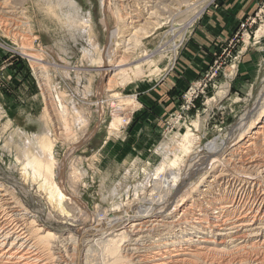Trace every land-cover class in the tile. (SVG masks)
I'll list each match as a JSON object with an SVG mask.
<instances>
[{
	"label": "rangeland",
	"instance_id": "1",
	"mask_svg": "<svg viewBox=\"0 0 264 264\" xmlns=\"http://www.w3.org/2000/svg\"><path fill=\"white\" fill-rule=\"evenodd\" d=\"M15 1L11 5L23 4L26 39L31 38L44 56L51 85L58 84L69 108L70 128L63 138L54 119L46 123L47 99L52 98L47 95L53 88L41 84L33 62L22 54L21 40L0 26V177L18 188L40 218L52 215L47 223L58 234L68 225L81 229L96 219V213L118 205L127 209V196L149 193L158 167L181 153V134L190 129L196 133L201 138L197 151L202 153L210 140L237 139L245 114L257 117L253 107L264 89V0H246L242 8L243 0H179L180 9L165 12L167 18H160L150 34L125 46L130 36L119 37L111 61L124 65L106 75L101 65L108 62L110 30L124 24L118 0ZM161 1L167 10L166 4L178 6L176 0ZM221 9L223 18L236 17L230 26L226 23L230 28L221 26L218 31L224 30V38L213 39L211 33L212 39L199 38V30L205 31L203 17ZM178 39L183 44L173 52L170 48ZM156 68L159 75L140 78ZM110 78L120 96L131 100L123 107L122 125L111 131L112 112L118 107L107 100ZM44 129L54 141L59 163L55 179L67 196L82 202L83 211L52 200L41 181L23 176L22 151L29 139L38 147L35 138ZM86 209L89 218L83 213ZM65 213L67 225L60 221ZM103 263L107 261L98 253L90 262Z\"/></svg>",
	"mask_w": 264,
	"mask_h": 264
},
{
	"label": "bare ground",
	"instance_id": "2",
	"mask_svg": "<svg viewBox=\"0 0 264 264\" xmlns=\"http://www.w3.org/2000/svg\"><path fill=\"white\" fill-rule=\"evenodd\" d=\"M11 1L0 0V26L21 40L22 54L33 62L41 84L49 86L52 80L44 56L30 37L26 39L28 23L23 20V4L17 7ZM118 1L124 24L110 30L108 62L101 65L105 75L119 72L124 65L121 60L111 61L112 46L118 45L122 34L130 36L124 46L133 38L150 34L160 18H167L164 13L180 9L181 3L176 0L175 7L166 4L167 10L161 0ZM170 50L175 52L174 45ZM156 75L157 68L139 77L151 79ZM112 81L107 82L111 92L106 94L107 100L118 108L112 112L110 131L120 128L123 107L131 102L110 85ZM51 87L46 123L53 124L54 119L59 136L65 138L70 111L58 84ZM253 109L257 117L253 112L245 114L237 139L210 140L202 153L197 151L201 138L196 133L190 129L181 134V153L158 167L149 193L127 196V209L118 205L109 212L96 213V219L81 229L68 225L61 234L53 231L47 223L53 216L40 218L18 194V188L0 177V264H90L97 253L107 261L103 264H264V89ZM48 132L44 129L35 138L38 147L29 139L22 151L23 176L41 181L40 186L52 200L80 206L83 211L82 202L67 196L55 179L54 169L59 163ZM89 210L83 212L87 218ZM66 214L56 219L66 224Z\"/></svg>",
	"mask_w": 264,
	"mask_h": 264
},
{
	"label": "crops",
	"instance_id": "3",
	"mask_svg": "<svg viewBox=\"0 0 264 264\" xmlns=\"http://www.w3.org/2000/svg\"><path fill=\"white\" fill-rule=\"evenodd\" d=\"M238 1H241V0H238ZM246 0H243V2H242V5H241V8L244 6V2H245ZM248 1V0H247ZM246 1V2H247ZM213 11V10H212ZM219 13V14H218ZM224 14H225V12H224V9H221L219 12H217V11H214V12H211V10H210V13H208V14H206L204 17H203V19H202V23H203V26H202V28L205 30L204 32L202 31V30H199V33H198V35H199V38H207V39H212L211 37H210V35L211 34H213L214 36H213V39H218V38H221V37H223L224 38V35L226 34L225 32H224V30H223V32L221 33H218V31L219 30H222L221 29V26L223 27V26H225L226 28L228 27V28H230L229 26H230V23H233V22H235V20H236V17L235 16H232L231 17V19H228V18H223L224 17ZM218 15V16H217ZM219 17L221 18V20H223L224 19V21L223 22H220V20H219ZM240 19H237V22L239 21ZM225 21H227V22H225ZM228 21H229V23H228ZM226 23H228L229 24V26H227V24ZM208 33H211V34H208ZM218 34H220V35H218ZM221 40V39H220ZM191 44L193 45L192 47H196V48H198V45H196L195 43H193V42H191Z\"/></svg>",
	"mask_w": 264,
	"mask_h": 264
},
{
	"label": "built area",
	"instance_id": "4",
	"mask_svg": "<svg viewBox=\"0 0 264 264\" xmlns=\"http://www.w3.org/2000/svg\"><path fill=\"white\" fill-rule=\"evenodd\" d=\"M182 41H179V39L177 41H175L174 45H175V50L177 51L181 46H182ZM173 46V45H172ZM172 48V47H171ZM170 48V49H171ZM173 67V66H172Z\"/></svg>",
	"mask_w": 264,
	"mask_h": 264
}]
</instances>
